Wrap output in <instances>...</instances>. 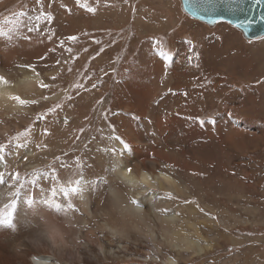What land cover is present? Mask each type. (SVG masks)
I'll return each mask as SVG.
<instances>
[{
	"label": "rangeland",
	"instance_id": "rangeland-1",
	"mask_svg": "<svg viewBox=\"0 0 264 264\" xmlns=\"http://www.w3.org/2000/svg\"><path fill=\"white\" fill-rule=\"evenodd\" d=\"M3 23L14 35L0 36V54L19 66L32 40L37 50L50 42L45 54L23 66L50 71L44 95L0 145L18 147L12 167L24 178L20 194L43 176L40 194L54 191L61 213H71L68 225L83 232L80 246L72 239L71 248L90 257L104 242L132 249L123 261L98 264H166L161 257H181L161 244L165 255L154 258L160 244L147 238V224L126 217L113 191L123 185L109 176L114 153H125L140 156L146 167H159L165 157L179 167L174 175L183 189L161 191L157 211L175 213L182 235L209 245L182 264H264V35L247 39L227 22L195 19L182 0H43L42 7L36 0H0ZM117 136L130 148H121ZM23 145L37 152L40 166H21L29 158L20 159ZM81 176L90 190L88 206L59 190ZM106 217L127 227L124 237H111L101 223ZM185 219L199 233L188 234ZM149 224L163 234L161 222Z\"/></svg>",
	"mask_w": 264,
	"mask_h": 264
},
{
	"label": "bare ground",
	"instance_id": "bare-ground-1",
	"mask_svg": "<svg viewBox=\"0 0 264 264\" xmlns=\"http://www.w3.org/2000/svg\"><path fill=\"white\" fill-rule=\"evenodd\" d=\"M11 34H13L12 31L5 27L4 23L0 24V36L9 37ZM36 43H38L37 40H32L33 48L22 53L24 57V62L20 63L22 66H19V63H16L14 59L0 54V138L2 139L9 138L15 129L17 130L25 123L33 106L31 103H34L39 95H44V85L47 83L46 75L50 76V71L23 67L25 64H33L31 62L35 60V56L45 54L50 48L49 40L42 43L44 45L40 47V50H37ZM24 48L29 50L30 45L24 43ZM128 127L130 131H136L129 125V122ZM169 136H173V133H170ZM118 145L122 148L119 142ZM138 150L139 148H136L133 151L137 153ZM23 151L24 155L20 156L21 160L25 156H29L26 158L28 160L22 163L23 168L27 165L29 168H34L36 167L35 163L38 166L41 165V161L37 160V152L29 145H26ZM17 152V145H13L8 150H0V264H66L64 259L73 260V264H98L103 259L123 261L128 257L125 251H132V249L130 248V250L123 243L115 248L107 246L106 242L100 243L98 253L94 257L89 256V251H78L71 248L72 239L74 244L80 246V236L83 235V232L79 231V227H77L79 232H76L68 225V222H71V213H67V211L61 213L53 201L54 191L40 194L42 191L41 180L44 177L39 176L33 185L23 189L21 194L11 187L15 182V174L20 173L21 170L12 167L13 163H18L15 162ZM114 154L115 162L109 171V176L123 186H119L113 191L124 201L126 217L135 220L133 223L136 226L141 223L147 224L145 233L150 235L147 238L160 244V248L155 249L156 246L152 243L155 249L153 257L158 258L157 255L160 257L165 255L161 244L175 249L181 256L165 255V257H161L166 264H182L181 262H188L195 255L205 253L209 245L200 244L190 235H182L180 224L175 221L177 219L175 213L168 214L169 217L162 216L159 215L156 208L161 191L166 193L182 191L184 185L174 175V171H177L179 167L175 165L173 169L169 165V157L159 159L161 161L159 163L161 169H159L156 162H150L149 167H146L145 161L140 156L135 155L133 159H128L125 153L126 157H121L119 153ZM59 190L64 195L73 192L75 195L81 196L87 206L89 205L90 190L86 186L85 177L81 176L73 187ZM46 201L48 203H45ZM87 211H91V209L87 207ZM89 219H91V215H89ZM164 220L167 221L163 222ZM185 220L192 226L188 234L199 233L195 222ZM152 221L161 222L160 227L163 231L161 236L155 225L149 224ZM101 223L111 233V237L116 235L124 237L127 229L125 225L119 224L110 217H106L105 221H101ZM183 259L187 261H183Z\"/></svg>",
	"mask_w": 264,
	"mask_h": 264
},
{
	"label": "water",
	"instance_id": "water-1",
	"mask_svg": "<svg viewBox=\"0 0 264 264\" xmlns=\"http://www.w3.org/2000/svg\"><path fill=\"white\" fill-rule=\"evenodd\" d=\"M184 11L210 25L220 21L239 28L247 39L264 35V0H182ZM252 21L247 24V21Z\"/></svg>",
	"mask_w": 264,
	"mask_h": 264
},
{
	"label": "snow or ice",
	"instance_id": "snow-or-ice-1",
	"mask_svg": "<svg viewBox=\"0 0 264 264\" xmlns=\"http://www.w3.org/2000/svg\"><path fill=\"white\" fill-rule=\"evenodd\" d=\"M37 4H39L41 7L43 6V0H36ZM260 0H257V3H259ZM252 21H247V24H251ZM241 25L240 24H237L236 27H240ZM69 39H72V40H75L76 37H69ZM189 44H191L192 42L189 41L188 42ZM161 55H163L165 57L166 60H170L171 59V56L170 55H167L163 52H161ZM105 119H107V117L105 116ZM200 123L201 125H203L204 121L203 120H200ZM115 139L120 143V145L122 146V148L124 149H129L130 148V144L128 142H125L121 137L117 136L115 137ZM5 148L4 145H0V150H3ZM115 150V149H113ZM129 171H131V169H129ZM39 170H36L33 172V177H35V174L38 173ZM24 184V178L21 177V174L19 172H17L15 174V182L14 184L11 186L16 192H18L20 190V187L23 186ZM45 203H48L47 201Z\"/></svg>",
	"mask_w": 264,
	"mask_h": 264
}]
</instances>
